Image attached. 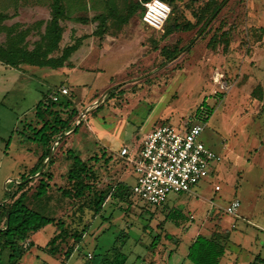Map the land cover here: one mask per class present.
I'll use <instances>...</instances> for the list:
<instances>
[{
	"label": "rangeland",
	"instance_id": "obj_1",
	"mask_svg": "<svg viewBox=\"0 0 264 264\" xmlns=\"http://www.w3.org/2000/svg\"><path fill=\"white\" fill-rule=\"evenodd\" d=\"M208 1L182 0V18L177 15L181 12L175 13L173 9L167 24L175 15L183 23L186 19L196 22V12ZM128 2L65 0V19L70 20L65 33L70 36L73 25L83 33L95 31L90 48L102 46L106 39L120 52L80 53V62L90 69L76 71L73 82L69 83L66 75L54 68L37 64L19 68L0 60V202L25 191L29 205L56 219L62 218L70 233L57 243V253L52 255L49 247H43L57 230L55 224L47 225L26 242H17L19 249L29 247L30 240H34V246L15 264H98L115 247L127 255L125 264H193L187 258L193 239L198 234L211 236L217 231L229 236L220 264H263L258 260L259 256L264 258L263 87L250 86L258 100L252 97L250 104L245 105L246 112L253 114L244 124L241 109L246 103L239 88L255 76L241 75L247 71L241 65L242 57H227L228 52L223 51L225 41L240 42V48L249 44L243 36L247 30L242 26V6L222 8L201 35L198 33L203 24L167 35L143 22L142 9L129 15ZM110 8L115 9L112 15ZM51 10L52 0H0V24L4 18L24 19V23L17 24H29L27 28L20 26L27 30L26 38L15 40L33 49L43 42L41 28ZM79 16L86 18V22L77 21ZM105 31L107 37L102 35ZM224 31L228 33L227 39L218 38ZM3 34L1 40L7 44ZM214 35L217 47L209 44ZM193 38L197 41L187 49ZM163 48L184 49L169 59ZM22 56L20 52L10 57ZM218 73L227 87L216 81ZM62 86L70 88V106L79 114L72 120V130L52 140V161L39 169L54 176V186L43 198L34 199L41 175L30 170L36 162V151L40 152L42 146L28 136L44 93ZM109 88L113 89L108 92ZM61 97L65 100L68 96ZM61 116L66 117L65 112ZM192 122L205 126L200 138L222 160L211 163L209 174L191 191L172 193L162 205L148 203L130 193L136 173L133 163L120 155L122 147L135 148L136 135L141 138L157 125L169 124L184 131ZM246 126L247 130L253 129L249 131L251 138ZM70 150L86 159L96 175L92 194L81 199L66 198L60 190L71 187L67 179L72 163L67 154ZM24 173L29 174L25 181ZM121 184H126L124 190H118ZM101 192L107 200L101 214L95 215ZM112 193L117 196H110ZM235 199L241 201L240 209L237 214H229L226 207ZM73 233L80 234L81 241L75 242ZM71 246L75 247L74 252L66 257ZM0 252V264H11L10 248L0 244Z\"/></svg>",
	"mask_w": 264,
	"mask_h": 264
},
{
	"label": "trees",
	"instance_id": "obj_2",
	"mask_svg": "<svg viewBox=\"0 0 264 264\" xmlns=\"http://www.w3.org/2000/svg\"><path fill=\"white\" fill-rule=\"evenodd\" d=\"M147 0H133L129 4V15L134 14L137 10H143V2ZM175 9V13L181 12L179 10V3L182 0H166ZM227 0H222L219 4L216 0H209L206 6L201 8L196 12L195 16L198 17L196 23L187 21L185 23L175 20L174 23L170 24L167 29V33H171L178 30H190L197 24H204L206 21L214 15L216 17L219 12L217 10L220 8L221 4ZM115 12V9L112 8L111 12ZM142 12V11H141ZM217 12V13H216ZM183 15V12L179 13ZM66 7L63 3V0H53L51 19L46 25L44 33H41V40L39 47L35 46L33 49H29L24 46L23 43H17L15 38H26L25 34L27 33L26 29H21V24H14L9 28L5 27L3 22L0 24V33L5 32L7 39V44L3 43L0 38V60L11 64L18 65L20 63H30L37 64L41 66H51L58 67L62 66L64 61L76 51L81 43V39L65 47L62 51V54L58 57L53 56L52 54L59 48V43L62 40L64 27L61 25V19H64L66 16ZM203 34V33H202ZM227 32H223L218 38L225 36L227 39ZM217 36L214 35L209 44L215 45L217 41ZM193 38L191 44L187 47L189 49L196 41ZM226 42V41H225ZM228 43V42H227ZM217 44V43H216ZM228 45V44H227ZM11 46V47H10ZM227 46H225L226 49ZM182 49H176L172 51L168 58H172L180 53ZM22 53V57L16 59L10 57L16 53ZM52 92L49 91L44 98L38 102L37 111H36V122L32 124L30 130V135L28 139L38 142L42 146L43 152L36 161L35 165L31 168L30 172L33 174H40L41 180L39 186L37 187L36 192L33 194L34 199H41L46 194L50 193V187L54 186L53 175L50 173H45V170L40 172L41 165H44L47 161V164L52 161L53 155L50 154V146L52 140L56 137H64L65 134L73 129L72 120L78 115L76 108H71V98L70 95L65 100L59 98V100L54 101L48 99V95ZM65 112L66 117H62L61 114ZM78 129V125L76 129ZM11 138L8 141L9 145ZM70 159L72 160L71 167L68 170L67 179L71 187L63 191V195L66 198H77L81 199L85 195L92 194V188L94 179L96 177L94 168L89 164L88 161L83 160L80 155L76 154L74 151L70 150L68 153ZM105 156V154H104ZM97 159L98 156H95ZM46 174L47 177L44 176ZM29 174H25L22 177V180L25 181L28 178ZM24 185V184H23ZM19 185V188L23 187ZM126 184H121L118 187V190H124ZM130 193L132 188L129 186ZM11 195V194H10ZM110 196L116 197L115 193H112ZM26 192H22L18 197L14 196L12 199L9 198L7 201L0 202V244H3L5 248H10L12 257L9 259V262L15 264L17 260L22 259L25 253L34 246V240H30L29 247L27 248H18L17 242L24 243L29 240L34 233L39 232L41 229L46 227L49 224H55L57 233L52 236L45 249L48 248V252L52 255L57 253V243L64 241L70 233L68 232V227L66 222L62 218L56 219V217L47 215L46 212L35 209L33 206L29 205L26 201ZM96 199V198H95ZM107 200V195L103 192L100 193L99 198L95 203V215H100L103 210V205ZM74 237L75 242L81 241V235L77 233L71 234ZM229 236H223L221 232H214L211 236H206L203 234H198L193 241L191 242L187 258L193 264H220L222 257L226 253V240ZM152 245H156V241L152 242ZM76 247V245H75ZM74 246L69 247L65 254L66 257L72 255L75 249ZM116 249V250H114ZM111 251V250H110ZM107 252L104 254L98 264H125L127 260V255L118 248H113L112 252ZM115 251V252H114ZM1 256V252H0ZM258 260L264 264V258L259 256Z\"/></svg>",
	"mask_w": 264,
	"mask_h": 264
},
{
	"label": "built area",
	"instance_id": "obj_3",
	"mask_svg": "<svg viewBox=\"0 0 264 264\" xmlns=\"http://www.w3.org/2000/svg\"><path fill=\"white\" fill-rule=\"evenodd\" d=\"M173 6L166 0L143 2V22L155 29H162L169 21ZM218 73L216 81L227 87ZM70 88L62 86L52 91L48 99L57 101L69 95ZM205 126L192 122L184 131L169 124L157 125L144 141L130 148L123 146L120 155L133 163L136 182L132 193L140 199L162 205L172 193L191 191L200 179L209 174L211 163L222 156L208 147L200 138ZM216 189H220L219 186ZM241 201L235 199L226 207L229 214H237Z\"/></svg>",
	"mask_w": 264,
	"mask_h": 264
},
{
	"label": "crops",
	"instance_id": "obj_4",
	"mask_svg": "<svg viewBox=\"0 0 264 264\" xmlns=\"http://www.w3.org/2000/svg\"><path fill=\"white\" fill-rule=\"evenodd\" d=\"M113 2H115V0H111V3H113ZM126 2H128V0H126ZM216 2L220 4L222 2V0L220 2H218V0H216ZM52 3H53V0H52ZM63 3L65 5V7H66L65 0H63ZM235 4L236 5H239V6H242V10H244L245 21L242 22V26L243 27H246V30L247 31L245 32V34H243V36L247 37L246 40H248V43L249 44H248V46L246 48H244V47L243 48H240L239 47L240 46V42H236V41L235 42L232 41L230 43L229 42L228 43L223 42L224 43L223 51H225V52L227 51L228 52L227 57H232V56L234 57L235 55H238V56L242 57L240 59V61L242 62L241 65H243V68H247V71H246V73L241 72V75L247 74L248 75L247 77L252 76V75L255 76L253 78V80H251L252 77L251 78H248L249 81L243 83L241 85L242 87L239 88L240 91H241V93L243 94V98L242 99H243V101L245 100V103H246V104H243L244 108L241 109V114L243 115V118H244V124H246L249 121V117L252 116L253 112L252 111L246 112L247 108L245 107V105H247V103L250 104V102L252 101V97L253 98H256L255 100H258L257 97H255V94H254V91L255 90L252 89V88H250V86L252 87V86H254L256 84H257L256 86H258V87L259 86H262L263 87V90H262L263 91L262 92V98H264V84L262 83L264 81V0H227L226 2H224V3L221 4V6L217 10V12L220 13V11L222 10V8L224 10L228 5H235ZM46 7L47 6H45L43 9H45ZM111 10H112V8H110V12L109 13L112 15V14H114V12H111ZM51 11H49L48 17L44 18L45 19L44 21L41 18H40L41 20H39V21H43V26L41 28V33H44V31L46 29V25H47L48 21L51 19ZM66 11H67V9H66ZM177 15H179V17L182 18V16H180L181 14H177ZM177 15H175L174 20L170 21L169 24H167L168 26L171 23L173 24L175 20H178L179 22H181L178 19V16ZM10 16H12V15H10ZM211 17H213L212 20H214L216 18V17H214V15L211 16ZM210 18L206 21V23H204L202 25V28L200 29V31L203 28L205 29L206 26L209 25V24H207V22L210 20ZM105 19H106V17H104V20ZM76 20L77 21L86 22L87 19L84 18V17H82V16H79V17L76 18ZM188 20L191 21V22H193V23H196L197 22V21L194 22L193 20H190V19H186V22ZM197 20H198V17H197ZM18 21H20V22L22 21L23 23L25 22L24 19L15 17L13 20L12 19L5 20L3 22V24L4 25H7L9 27V26H11L14 23L15 24L16 23H20ZM60 22H61V25L65 29V27L67 25L66 22L70 23V20H67V19L63 20V19H61ZM27 25H29V24H27ZM27 25L26 24H23L22 26H23V28H27L28 27ZM165 26L162 29H155V28H152V29H154L156 31H165V33L167 35H171L172 33L175 32L174 31V32H171V33H167L168 26L167 27H165ZM195 27H196V25H195ZM195 27H193V28H195ZM249 27L251 28L250 30H248ZM71 28L73 30H72L70 36L67 33H65V30H64L62 40L59 43V48L55 52L56 53H60L61 52V54H62V51H63V49L65 47L74 44L77 41V39H81V43H80L79 48L76 51H74L64 61V63H63L62 66H58V67L41 66V67L54 68L59 73L65 74L66 77H67L66 80L69 83L70 82H73L75 80L76 75L74 73L76 71H78L79 69H83V70H85V69H88L89 70L90 69L89 67L83 66L82 63L80 62V60H79L80 53L86 51L85 54H87L88 52H91V51H99L100 54L104 53L105 55H107V54L112 53L113 50H115L114 49L115 48V45H113L111 41L106 40V39L103 42L104 44L102 46L98 45V46H95V47L90 48L89 43L91 41H94L93 39L95 38L96 32L93 31V32L83 33L80 30L79 26H76V25H73ZM192 29H190V30H192ZM204 29H203V31H204ZM190 30H187V31H190ZM203 31H202V33H203ZM224 32H226V31H224ZM1 34L5 35L6 33L5 32H1L0 35ZM72 35H73V37H71ZM102 35L105 36V37L108 36V35H106V31ZM66 37L68 39H66ZM110 37H112V36H110ZM225 46H227L226 49H225ZM31 47L32 46H30L29 49H31ZM216 47H217V45H216ZM174 50H176V49H173L172 51H174ZM115 51H116V53H120L117 50H115ZM162 51L163 52H166L167 54H170L172 52V51H170L168 49L166 50V48H163ZM52 55L55 56V57H58L57 56L58 54H55L54 53ZM111 62H112V57H111ZM8 65H11V64H8ZM27 65H31V64L30 63L29 64L28 63H20L18 65H12V66L19 67V68H23V67H25ZM117 75H119V74L117 73ZM63 85H65V84H63ZM68 86L71 88L70 85H68ZM45 94L46 93H44V95ZM153 129L154 128H150L141 138H139V135L138 136L136 135V141H137L136 143H137V146L140 145L144 141V139L146 138V136ZM249 131H252L253 132V129H248L247 130V126H246V132L248 133V137L251 138L253 134H252V132L250 133ZM263 140H264V136H263ZM263 146L261 145V150L263 149ZM42 152H43L42 147H41L40 152L36 151V153H37L36 161L38 160V158L40 157V155L42 154ZM83 160H86V159H83Z\"/></svg>",
	"mask_w": 264,
	"mask_h": 264
},
{
	"label": "water",
	"instance_id": "obj_5",
	"mask_svg": "<svg viewBox=\"0 0 264 264\" xmlns=\"http://www.w3.org/2000/svg\"><path fill=\"white\" fill-rule=\"evenodd\" d=\"M212 19H213V17L210 18V20L207 22V24H209V22H210ZM203 29H204V28H203ZM203 29L199 32L198 35H200V34L202 33ZM114 87H116V86H114ZM114 87H113V88H114ZM113 88H109L108 92L111 91ZM106 93H107V92H106ZM106 93L104 94V96L106 95ZM104 96H103V97H104ZM101 101H102V99L99 100V102H101ZM52 149H53V147L51 148V150H52ZM50 154H52L51 151H50Z\"/></svg>",
	"mask_w": 264,
	"mask_h": 264
}]
</instances>
